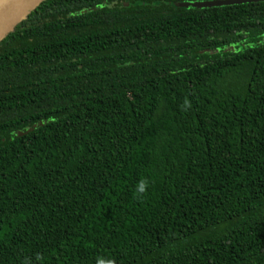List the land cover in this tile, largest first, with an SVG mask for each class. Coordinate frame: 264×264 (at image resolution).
<instances>
[{
	"label": "trees",
	"instance_id": "trees-1",
	"mask_svg": "<svg viewBox=\"0 0 264 264\" xmlns=\"http://www.w3.org/2000/svg\"><path fill=\"white\" fill-rule=\"evenodd\" d=\"M195 1L44 0L0 41V264H264V0Z\"/></svg>",
	"mask_w": 264,
	"mask_h": 264
},
{
	"label": "water",
	"instance_id": "water-1",
	"mask_svg": "<svg viewBox=\"0 0 264 264\" xmlns=\"http://www.w3.org/2000/svg\"><path fill=\"white\" fill-rule=\"evenodd\" d=\"M44 0H0V41L4 39L14 28L24 21L30 12ZM261 0H208L195 2H179V6H220L226 4L255 2ZM23 134L19 132L18 135Z\"/></svg>",
	"mask_w": 264,
	"mask_h": 264
},
{
	"label": "clouds",
	"instance_id": "clouds-1",
	"mask_svg": "<svg viewBox=\"0 0 264 264\" xmlns=\"http://www.w3.org/2000/svg\"><path fill=\"white\" fill-rule=\"evenodd\" d=\"M191 107V102L187 99L184 100V103L182 105V109L183 110H187ZM148 181L147 179H141L138 181L137 185H136V193H137V197L139 198V196L143 195L148 188ZM37 260H40L41 257L39 255H37L36 257ZM23 264H32V259L29 257H25ZM95 264H116V261L112 258H105V257H97Z\"/></svg>",
	"mask_w": 264,
	"mask_h": 264
},
{
	"label": "rangeland",
	"instance_id": "rangeland-1",
	"mask_svg": "<svg viewBox=\"0 0 264 264\" xmlns=\"http://www.w3.org/2000/svg\"><path fill=\"white\" fill-rule=\"evenodd\" d=\"M262 41H264V36L262 37Z\"/></svg>",
	"mask_w": 264,
	"mask_h": 264
}]
</instances>
